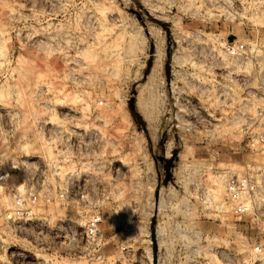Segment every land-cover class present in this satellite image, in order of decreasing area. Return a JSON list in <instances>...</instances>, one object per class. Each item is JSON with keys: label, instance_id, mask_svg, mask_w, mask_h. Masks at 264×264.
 I'll return each mask as SVG.
<instances>
[{"label": "rangeland", "instance_id": "374dc122", "mask_svg": "<svg viewBox=\"0 0 264 264\" xmlns=\"http://www.w3.org/2000/svg\"><path fill=\"white\" fill-rule=\"evenodd\" d=\"M0 6V264H263L264 190L259 211L236 215L224 187L246 174L264 184L252 140L264 131V0ZM90 129L94 140L77 134ZM95 172L104 190L75 186ZM27 192L35 216L7 219ZM96 211L105 242L91 259L81 231Z\"/></svg>", "mask_w": 264, "mask_h": 264}, {"label": "built area", "instance_id": "2783aa9c", "mask_svg": "<svg viewBox=\"0 0 264 264\" xmlns=\"http://www.w3.org/2000/svg\"><path fill=\"white\" fill-rule=\"evenodd\" d=\"M220 48L230 57L238 58L244 53L242 47H236L227 40L220 44ZM256 52L257 50L252 48L254 56ZM262 75L264 76V71ZM98 104H102V101H98ZM57 132L59 134L58 137H61L64 130L59 127ZM77 134L80 138L87 135L88 139L92 138L94 140L97 132L94 129H90L88 131L83 130V132L79 131ZM64 135L66 136L65 142H68L71 133L65 131ZM252 140L260 144L262 146L261 148L264 149V131L253 135ZM75 186L82 190L100 191L105 189L104 182L101 181L100 178V173L96 172L83 173L82 177L77 178ZM67 188L68 186L66 185L65 189ZM263 190L264 184H261L256 179H252L249 174L242 176L233 175L225 182L224 198L227 202L231 203L232 210L236 215L247 214L255 210L259 211L260 202L258 198ZM38 200V194L34 192L14 194L4 205V216H6L7 219H32L35 216L34 207ZM103 222V215L99 211H96L86 219L81 231V239L83 240L82 252L84 255L91 256V259L102 255L105 242ZM253 250L258 255H264V238L254 243Z\"/></svg>", "mask_w": 264, "mask_h": 264}, {"label": "bare ground", "instance_id": "6f19581e", "mask_svg": "<svg viewBox=\"0 0 264 264\" xmlns=\"http://www.w3.org/2000/svg\"><path fill=\"white\" fill-rule=\"evenodd\" d=\"M1 7V6H0ZM3 52H4V50H3V48H1L0 47V56L1 55H3ZM223 61V60H222ZM226 61V60H225ZM227 64V63H226ZM263 69V68H262ZM260 70V69H259ZM232 72V71H231ZM259 72V71H258ZM231 73H229V75H230ZM264 78V77H263ZM262 79V78H261ZM264 80V79H263ZM248 116V115H247ZM209 120L212 122V124L213 125H215V123L214 122H216V120H215V118H209ZM47 150H48V148H47ZM55 157H56V155H54ZM53 157V156H52ZM55 157H53V159L55 158ZM52 159V158H51ZM50 159V160H51ZM57 159H59V158H57ZM63 159V158H62ZM52 161V160H51ZM53 162V164L55 165V163H54V161H52ZM56 162V161H55ZM51 163V162H50ZM219 183H221V182H219ZM25 185H24V183H19L18 185H17V190L19 191V192H23L24 191V187ZM217 186H219V188L221 187L220 185H218V182H217ZM218 206V209L220 208V209H223V210H225V207H224V205H223V203L221 202V201H219V203L217 204ZM83 221V220H82ZM80 223H81V221H80ZM84 223V222H83ZM220 250V249H219ZM258 256V258L257 259H259V261H261V262H263V264H264V256L263 255H258V254H254V255H252V256H254V257H257ZM149 257L151 258V253H149ZM213 257V256H212ZM214 258H216V257H214Z\"/></svg>", "mask_w": 264, "mask_h": 264}]
</instances>
